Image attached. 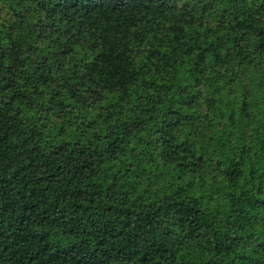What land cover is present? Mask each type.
<instances>
[{
  "label": "trees",
  "instance_id": "16d2710c",
  "mask_svg": "<svg viewBox=\"0 0 264 264\" xmlns=\"http://www.w3.org/2000/svg\"><path fill=\"white\" fill-rule=\"evenodd\" d=\"M0 264H264V0H0Z\"/></svg>",
  "mask_w": 264,
  "mask_h": 264
}]
</instances>
